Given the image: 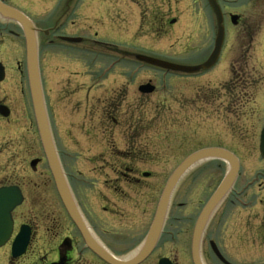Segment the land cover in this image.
<instances>
[{
  "label": "rangeland",
  "instance_id": "obj_1",
  "mask_svg": "<svg viewBox=\"0 0 264 264\" xmlns=\"http://www.w3.org/2000/svg\"><path fill=\"white\" fill-rule=\"evenodd\" d=\"M68 1L8 0L10 4L25 11L41 29L47 30L58 22L55 34H59L60 39L73 36L91 39L94 33H98L97 39L123 44L134 54L138 53L139 59L142 56H151L185 67L201 66L205 63L198 64L203 56L200 44L204 41L207 43L206 47L209 46L208 39L199 36L200 0H171L173 12L170 16L168 13L162 14L165 17H158L157 23L161 24L165 18L178 20L174 25L168 24L164 34L149 33L148 24L143 28L146 21L141 11L148 8L147 0ZM223 1L232 9L238 7L239 11L248 16L246 0ZM241 30L243 29L235 34L237 38L233 44L240 45L238 33ZM56 42L44 52L41 51L40 58L45 63L43 76L50 91L48 97L51 104L49 117L52 131L56 143H62L64 150L75 156L74 161L71 160L72 172L100 166L101 162L97 161L99 158L94 159L96 163H90L89 158L104 150L109 151L115 143L118 148L129 151L131 147L126 148L128 144L138 143L141 169L152 171L156 175V200L158 199L159 204L163 182L193 153L212 147L226 148L233 143L256 145L258 149L260 133L264 126V32L254 42L251 60L244 61L233 56L227 61L224 59V62L206 71L207 73L180 70L181 73L169 74L163 73L159 67L155 72L144 70L145 72L140 74L141 83L149 77H155L159 82L157 91L153 94H136L128 82H119L114 86H121L124 99L119 101L118 109H114L116 100L99 99L97 102L98 96L108 95L104 87H91L92 98L95 97L91 115L85 110V98L91 91H87V86L95 85V78L89 80L90 68L77 57L75 48L65 47L67 44L62 40ZM206 47L204 46V49ZM6 48L7 55L4 57L1 53V56L12 66L6 83L0 85V99L7 97L12 116L10 122L0 123V182L26 176L28 170L31 177L36 179V172L30 171L32 167L27 169L26 164L18 163V159L27 157L31 165L35 159L45 157L32 100L28 93L27 76L24 71L15 68L17 62H21L24 70L25 39L13 36L11 42H6ZM73 53L75 60L71 58ZM97 69L98 67H93L94 71ZM202 70L207 68L202 67L199 72ZM69 78L75 85L74 88L76 87L75 93L62 97L64 85ZM229 93L233 94V100L225 96ZM102 101L107 102L101 104ZM239 107L246 109L247 113L237 110ZM228 108L232 111L227 110ZM210 160L212 157L202 160L201 163ZM209 164L210 169L200 174L197 185H193L195 182L184 181L191 179L198 172L194 169L196 165L187 170L180 179L174 192L176 196L172 208L173 215L181 214L177 213L180 204L194 206L198 200L207 198L222 173L215 168L214 161ZM209 164H206V167ZM40 168L43 172L41 166H38L36 171ZM41 192L42 190L37 194L40 199L50 196V193ZM94 202L95 197L90 206L94 205ZM148 206L149 204L146 208ZM142 209H145V202L141 196L140 209L130 212L131 218L119 229L109 225L112 217L107 218L99 213L94 215L93 234L116 259L118 258L117 260H124V257L136 253L138 242L134 240L135 236L140 234L145 238L152 227L156 210L144 214ZM170 220L166 221L167 229L173 230L174 234H180L181 222L174 227L175 224ZM102 231H108L106 241L101 238ZM122 252H126L125 255L122 254L124 256L120 255Z\"/></svg>",
  "mask_w": 264,
  "mask_h": 264
},
{
  "label": "flooded vegetation",
  "instance_id": "obj_2",
  "mask_svg": "<svg viewBox=\"0 0 264 264\" xmlns=\"http://www.w3.org/2000/svg\"><path fill=\"white\" fill-rule=\"evenodd\" d=\"M2 1L14 6L8 0ZM216 1L219 4L221 15H218L209 0L198 1L199 36L202 39H208L209 43L208 49L206 42L203 41L200 44L203 56L198 64L206 62L211 56L221 27L224 31L223 44L219 59L211 69L222 61L224 62V59L227 61L233 56L244 61L251 60L254 53V42L264 32V1L246 0L247 17L241 10L239 11L238 7L232 9L223 0ZM147 3L148 8L142 10L141 13L144 14L146 21L143 28L148 24L149 33L164 34L167 32L166 26L168 24L177 23V18H165L161 24L157 23L158 17H165L162 14L168 13L170 16L173 12L171 0H147ZM234 15H238L235 22ZM14 26L17 31L14 30ZM56 26H59L58 22L47 30L37 27L39 50L44 52L56 44L58 40L66 42L65 47L76 49L77 57L86 63L85 66L88 69L90 68L88 70L89 80L95 78V85L87 86V91L91 90L85 98V110L88 114L91 115L94 109L93 100L95 97L92 98L91 87L95 86L97 89L104 87V91L107 90L108 95L105 97L98 96L97 102L99 99L116 100L114 109H118L119 101L124 99L121 86L117 88L114 86L119 82L123 84L128 82L132 85L133 91L139 95L146 96L157 91L159 86L157 79L149 77L141 83L140 74L149 70L155 72L159 68L140 60L138 53L134 54L123 44L97 39L99 38L98 33H94L91 39L84 38L80 43L60 39L59 34H55ZM240 29H243L238 33L240 34V45L233 44L237 38L235 34ZM13 36L24 39L22 28L12 19L0 16V61L6 66L7 76L11 72L12 65L7 64L6 60L2 59L1 53L4 57L7 55L6 42H11ZM60 51L63 52V50ZM73 55L75 56L74 53ZM74 56L71 55V58L75 60L76 56ZM135 57L139 61L134 59ZM141 65H145V67H141ZM44 66L45 63L40 58V71L49 112L51 104L48 93L50 91L43 76ZM95 66L98 69L94 71L93 67ZM146 66L151 68H146ZM15 68L23 71L21 62H17ZM211 69L202 70L198 73H207L206 71ZM161 71L172 73L168 69H161ZM106 82L108 83L106 84ZM145 85L153 86V91H142V86ZM74 86L69 78L64 85V94L61 96L74 94L76 88ZM225 96H228L229 100H233L231 98L232 93ZM6 100L7 97L1 98L0 105L8 106L9 103ZM103 102L106 103L107 101L100 103ZM9 108L12 113V108ZM229 109L231 108L227 110ZM237 110L247 113L246 109H240V107ZM231 111H226V113ZM11 116L12 114L9 117H3L0 114V123L10 122ZM55 145L61 164L62 177L70 189L72 212L63 200L59 184L46 156L39 158L37 166L33 167L27 157L18 159V163L26 164L27 169L29 166L32 167L31 173L34 170L38 178L31 177L28 170L26 176L0 182V187L20 186L24 196L22 204L13 211L14 230L7 244L0 248V264H110L87 244L86 234L97 245L108 250L104 243L93 234L94 215L97 216L99 213L107 218L112 217L109 225L119 229L131 218L130 212L140 209L141 196L145 202V209H142L144 214H147V211L152 212L157 209L156 192L158 191V184L156 178L154 179L156 175L152 171L141 169L138 143L128 144L126 148L131 147L130 151L118 148L115 143L109 151L104 150L92 156L91 159L89 158L90 163L95 162V158H99L97 161L101 162L100 166L79 169L77 172L71 171L73 166L71 162L74 161L75 156L68 154L69 152L64 150L62 143H55ZM225 149L233 154L232 159L238 163V175L229 192L212 211L211 218L201 228L198 236L199 263L264 264V158L260 155L259 147L257 149L256 145L233 143ZM211 161H214L215 168L217 167L222 173L218 176L219 180L207 198L198 200L194 206L182 203L177 208V213L181 214L173 215L175 193L167 219H171V223L175 224L174 227L179 225L177 224L179 221L181 222L179 225L180 234H174L173 230L167 229L168 224L165 223L155 248L138 264H161L163 259H167L164 264H198L193 247L195 229L198 224L197 219L230 168V162L222 158H212L205 163H199L194 168L198 172L191 179L184 180L195 182L193 185H197L200 174L210 169L209 162ZM206 164L209 166L206 167ZM38 166L42 167L43 172H41V168L36 171ZM166 181L163 182L162 189ZM41 190V194L50 193V196L38 198L37 194ZM94 197V205L90 206ZM148 204L150 209L146 208ZM102 232L101 238L106 241L108 231ZM21 233L27 238V244L22 253L14 255V244ZM135 237L134 240L138 242L136 251H138L145 238H142L140 234ZM125 253L122 252L120 255L124 256ZM132 255L134 253L123 259L130 258Z\"/></svg>",
  "mask_w": 264,
  "mask_h": 264
},
{
  "label": "water",
  "instance_id": "obj_3",
  "mask_svg": "<svg viewBox=\"0 0 264 264\" xmlns=\"http://www.w3.org/2000/svg\"><path fill=\"white\" fill-rule=\"evenodd\" d=\"M213 8L217 11L218 15H221V10L217 4L216 0H209ZM0 14L6 18H11L17 22H19L25 32L26 37V51H27V70H28V79L29 84L31 88V98H32V104L33 109L36 117V122L41 138V142L44 148V151L46 153V157L49 161V164L51 166L52 172L54 173L56 180L59 184L60 191L63 197V200L67 207L71 210V196H70V190L66 184V181L64 182V178L61 174V166L58 158V153L55 146V140L53 136V132L51 129L46 103H45V97L43 93L42 88V82H41V75H40V68H39V56H38V45H37V37H36V28L34 27L32 21L21 11L3 3L0 0ZM234 22L238 18V15H234ZM67 40L79 42L81 41V38H67ZM223 40V29L220 28V33L218 35V39L216 41V47L213 51L210 58L201 66H181L175 63H170L167 61L151 58V57H142L143 60H146L152 64L162 66L165 68H171L173 70H187L188 72H197L202 67L203 68H210L212 67L216 61L218 60L219 53H220V47ZM6 71L5 66L0 62V82L5 79ZM154 89L153 86L145 85L142 86V91L146 92H152ZM0 112L3 116H9L10 109L7 106H0ZM260 150L261 155L264 157V128L262 130L261 134V143H260ZM233 154H231L229 151L221 148H206L199 150L192 155H190L188 158H186L174 171L172 176L169 178L166 188L164 190L160 206L158 209V213L153 225V228L151 230V233L149 235L148 243L144 249V251H148L153 244L155 243V240L158 236V230L160 227V224L163 220V217L166 212V208L168 205V202L170 200L172 191L174 190V187L176 186L177 182L180 180V178L184 175V173L187 172L193 165L196 163L208 159L211 157H223L225 159H228L231 161V170L228 172L227 176L225 177L222 185L220 186L219 190L216 192L214 197L210 200V202L206 205L197 226V234L200 232V227L203 224L204 220L207 219V216L209 212L212 210V208L217 204L222 197L223 194L228 190V188L233 183L236 175H237V163L232 159ZM36 161L32 163V165L35 164ZM23 202V194L19 186H3L0 187V247L4 246L8 240L10 239L13 228H14V220H13V211L14 209L19 206ZM72 212V211H71ZM195 246H197V238L195 239ZM27 244V238L23 236L21 233L15 244H14V254L18 255L22 253L26 247ZM94 248V247H93ZM104 258L109 259L112 264H133L134 261H137L136 259L133 261L123 262L121 260H112V258H108L107 254L102 253L98 249H96ZM144 253V252H143ZM143 256L140 255L139 258ZM139 260V259H138ZM166 261V260H165ZM161 262V264H164V262Z\"/></svg>",
  "mask_w": 264,
  "mask_h": 264
}]
</instances>
